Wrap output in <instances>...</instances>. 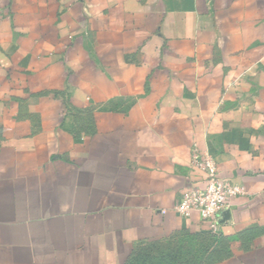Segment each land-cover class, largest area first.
Wrapping results in <instances>:
<instances>
[{"label":"crops","instance_id":"1","mask_svg":"<svg viewBox=\"0 0 264 264\" xmlns=\"http://www.w3.org/2000/svg\"><path fill=\"white\" fill-rule=\"evenodd\" d=\"M194 152L245 187L217 232ZM176 240L264 264V0H0V264Z\"/></svg>","mask_w":264,"mask_h":264},{"label":"built area","instance_id":"2","mask_svg":"<svg viewBox=\"0 0 264 264\" xmlns=\"http://www.w3.org/2000/svg\"><path fill=\"white\" fill-rule=\"evenodd\" d=\"M193 167L203 173L204 187H193L181 193L174 210L184 218L191 213L198 214L200 220L212 232L219 230V214L230 201L245 193V187L237 182L223 179L214 160L199 152H194Z\"/></svg>","mask_w":264,"mask_h":264},{"label":"trees","instance_id":"3","mask_svg":"<svg viewBox=\"0 0 264 264\" xmlns=\"http://www.w3.org/2000/svg\"><path fill=\"white\" fill-rule=\"evenodd\" d=\"M176 246L173 250L170 252L165 253L166 255L169 254L172 256L173 264H201L203 260V254H198L196 248L194 246H190L187 243H185L184 240L182 241H175ZM159 244L161 242H152L148 243L146 245L138 246L136 247L131 255H138L139 259H142L144 256V259L147 258V255H153L152 254V248H158ZM187 244V245H186ZM157 254H161V251H156ZM130 255V256H131ZM143 262V261H142Z\"/></svg>","mask_w":264,"mask_h":264},{"label":"rangeland","instance_id":"4","mask_svg":"<svg viewBox=\"0 0 264 264\" xmlns=\"http://www.w3.org/2000/svg\"><path fill=\"white\" fill-rule=\"evenodd\" d=\"M175 246H176L175 241L161 242L158 248H152L153 255H147L146 256L147 258H145V260H143L144 256H142L143 257L142 259H139L138 255L133 254L123 264H173L174 261L172 259V256L169 254L166 255L165 253L173 250ZM156 251H161V254H157Z\"/></svg>","mask_w":264,"mask_h":264}]
</instances>
